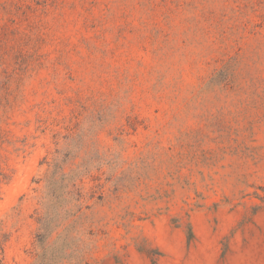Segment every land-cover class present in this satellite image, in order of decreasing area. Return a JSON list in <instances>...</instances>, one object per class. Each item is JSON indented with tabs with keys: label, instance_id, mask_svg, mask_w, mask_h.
Segmentation results:
<instances>
[{
	"label": "rangeland",
	"instance_id": "obj_1",
	"mask_svg": "<svg viewBox=\"0 0 264 264\" xmlns=\"http://www.w3.org/2000/svg\"><path fill=\"white\" fill-rule=\"evenodd\" d=\"M54 158L59 264H264V0H0V264Z\"/></svg>",
	"mask_w": 264,
	"mask_h": 264
},
{
	"label": "trees",
	"instance_id": "obj_2",
	"mask_svg": "<svg viewBox=\"0 0 264 264\" xmlns=\"http://www.w3.org/2000/svg\"><path fill=\"white\" fill-rule=\"evenodd\" d=\"M49 165L41 197L43 213L37 218L38 227L34 235L37 250L33 264H59L69 258L76 242L74 217L83 207L81 193L74 180L76 172H65L55 158ZM0 176L6 179L4 173Z\"/></svg>",
	"mask_w": 264,
	"mask_h": 264
}]
</instances>
